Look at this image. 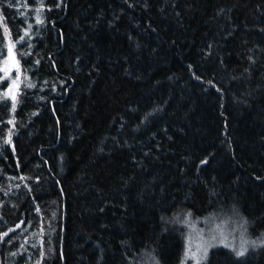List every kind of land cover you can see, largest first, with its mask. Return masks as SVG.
Wrapping results in <instances>:
<instances>
[{
	"label": "trees",
	"instance_id": "16d2710c",
	"mask_svg": "<svg viewBox=\"0 0 264 264\" xmlns=\"http://www.w3.org/2000/svg\"><path fill=\"white\" fill-rule=\"evenodd\" d=\"M8 42L0 264H264V0H0Z\"/></svg>",
	"mask_w": 264,
	"mask_h": 264
},
{
	"label": "rangeland",
	"instance_id": "374dc122",
	"mask_svg": "<svg viewBox=\"0 0 264 264\" xmlns=\"http://www.w3.org/2000/svg\"><path fill=\"white\" fill-rule=\"evenodd\" d=\"M0 71L2 73V78H6L8 80L7 86L5 88V94L8 96H14L12 101H15L17 97V93L19 91L17 87V79H14L15 73H18L19 66L17 65V60L14 56L13 46L10 42H8V48L5 53L4 58L0 63ZM15 80V81H14ZM16 88H14V86ZM204 232L195 231L192 233L191 237L193 238V243L187 245L185 258L181 261L180 264H194L202 255L203 248L209 242L215 243L220 238V236H206Z\"/></svg>",
	"mask_w": 264,
	"mask_h": 264
},
{
	"label": "water",
	"instance_id": "95a60500",
	"mask_svg": "<svg viewBox=\"0 0 264 264\" xmlns=\"http://www.w3.org/2000/svg\"><path fill=\"white\" fill-rule=\"evenodd\" d=\"M14 86V88H16V86L15 85H13ZM11 99H13L14 98V96L12 95V96H9Z\"/></svg>",
	"mask_w": 264,
	"mask_h": 264
},
{
	"label": "snow or ice",
	"instance_id": "6c2138e0",
	"mask_svg": "<svg viewBox=\"0 0 264 264\" xmlns=\"http://www.w3.org/2000/svg\"><path fill=\"white\" fill-rule=\"evenodd\" d=\"M238 255H243V252L238 253Z\"/></svg>",
	"mask_w": 264,
	"mask_h": 264
}]
</instances>
